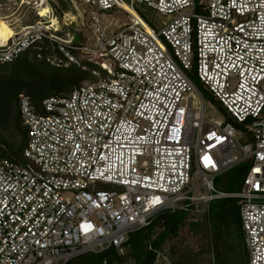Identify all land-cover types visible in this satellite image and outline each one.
<instances>
[{
	"label": "built area",
	"instance_id": "built-area-1",
	"mask_svg": "<svg viewBox=\"0 0 264 264\" xmlns=\"http://www.w3.org/2000/svg\"><path fill=\"white\" fill-rule=\"evenodd\" d=\"M81 1L101 13L88 33L62 32L52 0L13 3L36 17L0 46V65L33 49L52 66L90 76L43 99L42 112L19 94L27 144L20 157L0 156V264L124 252L130 233L159 213L202 215L222 199L238 200L245 264H264V0ZM124 3L169 20L158 28L136 11L147 28ZM115 11L128 20L105 23ZM194 78L223 107L222 121L206 117ZM242 166L239 191L215 185ZM162 259L159 250L154 264Z\"/></svg>",
	"mask_w": 264,
	"mask_h": 264
},
{
	"label": "rangeland",
	"instance_id": "rangeland-1",
	"mask_svg": "<svg viewBox=\"0 0 264 264\" xmlns=\"http://www.w3.org/2000/svg\"><path fill=\"white\" fill-rule=\"evenodd\" d=\"M1 2H8L9 4H12L9 6L10 9H0V13L1 15L8 16V20H12L14 23H16V25L13 27L10 21L8 22V20L4 17H0V21H6L4 25L14 28L15 31L20 30V26L31 23L36 17V13L30 8L17 6L14 7V0H0V3ZM51 4L56 14L58 13L62 17L60 20L62 32L66 30H81L82 32L88 33L89 21L92 14L94 12L101 14L96 8L84 4L81 0H52ZM137 8L143 13V16L147 22H151V25L157 24L158 28H162L169 20L167 15L157 13L156 11L147 7L146 4L137 3ZM64 14L65 16H63ZM68 14H72L75 18L70 19L71 17H67ZM67 18L69 19L67 20ZM115 18L120 19L121 23L128 20L127 15L123 11H115V15L113 16H110L109 12H106L104 16V22L108 24ZM116 29V26H110L108 31ZM29 59H37V56L32 54ZM34 64L37 66L42 65V63L39 61L34 62ZM47 67L45 71L42 70V75L45 77H51L49 69L54 70L57 68H64L55 67L49 64H47ZM77 69L81 70L75 66L65 70L79 73ZM35 70L36 69L32 68L30 70L24 69L18 72V70L12 64L4 66L0 65V150L11 155V157L18 153V149L21 146L22 140L24 138L22 135L17 133L15 125L17 119L21 123L18 110V100H16L17 93L19 97L20 93L26 92L30 95L31 91L26 86H23L17 91L16 87L18 84H22L23 82L27 83L28 79H32L34 77ZM81 72L85 74L87 78L90 76V74L87 72L82 70ZM60 74H62V72L57 71L56 75H54L58 76ZM35 78H38V76ZM193 80L207 100L206 117L222 121L223 117H225V112L221 104L214 100L212 96H210L209 93L204 90L202 84L196 78ZM15 84L16 86H13ZM56 84L64 85V82L58 78H50L44 80V82L37 87H35L32 82L30 83L31 89L40 88L43 86L45 90H48L50 87H53ZM14 99L16 101H14ZM21 127L24 129L22 123ZM235 171L236 170H228L226 173L218 176L215 180V185L221 189L234 190L233 186L241 178V174H236ZM234 202L236 201L228 200L224 202L217 200L210 204L211 233H209L210 224L208 215H187L184 224L180 227L177 235L167 239L164 243V247H161L160 253L165 256V259H162L160 264H212L214 257L212 256L211 251L207 252L204 250V246L206 244L205 232L210 235L212 244H214V242H216L218 239L224 240V242L227 244H229L231 241H238L239 243L240 236L236 230V220L226 211V204H233ZM218 216L219 218H217ZM198 223L201 226L199 227L201 228L200 230H202L199 233L194 230V226ZM240 246H242V244H240ZM240 246L234 254L233 264H245L244 251ZM118 254L121 256L122 261L118 263L115 262L114 264H137L134 257L131 255L129 246L125 248L124 252H118Z\"/></svg>",
	"mask_w": 264,
	"mask_h": 264
},
{
	"label": "trees",
	"instance_id": "trees-1",
	"mask_svg": "<svg viewBox=\"0 0 264 264\" xmlns=\"http://www.w3.org/2000/svg\"><path fill=\"white\" fill-rule=\"evenodd\" d=\"M136 11L144 18L143 13L139 11L138 8H136ZM148 23L151 24V22L149 21ZM32 54L37 56V52L35 50L33 49L27 50L24 53H22L16 61L10 64H12L18 70V72L24 69H29V70L32 68L36 69L34 77L32 79H28L27 83L23 82L22 83L23 85L18 84L16 88L18 91V89L22 88L23 86L28 87L31 91H30V95L28 93L27 94L30 96L32 103L36 106V108L40 112H42V108L40 107V104H42L43 99L49 96H53V95H62V94L70 93L76 85H78L82 80L87 78L86 75L81 72V70L77 69L79 73L70 72V71L65 70V69H70L73 66H67V67L60 68V69L57 68L54 70L49 69L51 77H45L44 75H42L43 74L42 70L45 71L47 64L49 63L39 58L38 56H37V59L30 60L29 57ZM36 61L41 62L42 65L41 66L35 65L34 62ZM5 65H8V64H5ZM1 66H4V65H1ZM57 71L62 72V74L55 76ZM37 76L38 78H35ZM50 78H58L62 82H64V85L56 84L55 86L50 87L48 90H45L43 86L40 88L31 89V85H30L31 82L34 84L35 87H37L38 85L42 84L44 80L50 79ZM13 86H16V84ZM62 91H67V92H62ZM18 99L19 97L17 93L16 100ZM16 100L14 99V101ZM18 110H19V106H18ZM15 125H16L17 133H19L20 135H22V137H24L22 140L21 146L18 149L19 150L18 153H16L13 156V157H20L21 153L23 152L27 144V131L25 128L23 129L21 127V123L18 119ZM4 142L7 143L6 141ZM0 156L1 157H11V155L1 150H0ZM244 170H245V166H242L240 169L235 171L236 174L237 173L241 174V178L233 186L234 190H227V189H224V190L228 192L239 191L241 189V183L244 177ZM228 200H235L236 202H234L233 204H229L230 206H227V210H226L227 213L239 219L238 200L237 199H223L224 202ZM187 215L188 213L184 211L166 210V211L161 212V214L157 218H155L148 227L142 228V229H139V230H136L130 233L126 247L129 246L131 250V255L134 257L136 263L137 264H154L158 251L161 249L162 245L166 242L167 239L177 235L180 227L184 224V221ZM121 261H122V258L118 254V251L114 248H109L108 250L100 252V253H86V254L80 255L77 258L70 260L66 264H114L115 262L118 263Z\"/></svg>",
	"mask_w": 264,
	"mask_h": 264
},
{
	"label": "crops",
	"instance_id": "crops-1",
	"mask_svg": "<svg viewBox=\"0 0 264 264\" xmlns=\"http://www.w3.org/2000/svg\"><path fill=\"white\" fill-rule=\"evenodd\" d=\"M223 201V199L221 200ZM211 206V205H210ZM226 206H229V204H226ZM238 210H239V205H238ZM239 212V211H238ZM161 213H159L157 215V217L160 215ZM189 215V214H188ZM208 215V219H209V224H210V216H211V212H210V208L209 211L202 214L201 216H205ZM156 217V218H157ZM231 217V216H230ZM234 217V216H232ZM219 218V216L217 217ZM235 218V222H236V230L239 234V238H240V242L238 243V241H231L229 244L225 243L224 240L218 239L216 240V242H214V244H212L211 242V238L210 235L208 233L205 232L206 234V241H205V251L209 252L211 251L212 256L214 257L212 264H233L234 262V254L237 251L238 247L240 246V244H242V249L244 251V256H245V263L247 261V249H246V245H245V240H244V232L241 226V221H240V213H239V219ZM194 230L197 231V233H199L201 228L199 223L197 225L194 226ZM209 233H211V224H210V230ZM228 234V233H227ZM164 247V244L162 245ZM228 258V259H227ZM230 260V261H227Z\"/></svg>",
	"mask_w": 264,
	"mask_h": 264
},
{
	"label": "bare ground",
	"instance_id": "bare-ground-1",
	"mask_svg": "<svg viewBox=\"0 0 264 264\" xmlns=\"http://www.w3.org/2000/svg\"><path fill=\"white\" fill-rule=\"evenodd\" d=\"M122 9L125 12H127L131 17H133L137 23L142 24L143 26L148 28V25L145 23V21L135 12V10L130 5H128L127 3H124L122 5ZM39 12H40V15H42V16L48 15V13L51 12L50 5H46V4L40 5ZM67 17H71L70 19L75 18V17H73L72 14H68ZM68 19L69 18H67V20ZM1 20H2V18H1ZM52 20H53L54 26L59 27V21L55 17H53ZM4 23H6V21L5 22L0 21V46L5 45L12 37L17 35V32L15 31L14 28H11L10 26L4 25Z\"/></svg>",
	"mask_w": 264,
	"mask_h": 264
},
{
	"label": "water",
	"instance_id": "water-1",
	"mask_svg": "<svg viewBox=\"0 0 264 264\" xmlns=\"http://www.w3.org/2000/svg\"><path fill=\"white\" fill-rule=\"evenodd\" d=\"M75 41H77V42L80 41V39H79V35H78V34L75 35Z\"/></svg>",
	"mask_w": 264,
	"mask_h": 264
}]
</instances>
